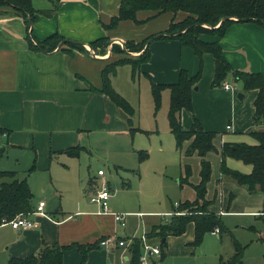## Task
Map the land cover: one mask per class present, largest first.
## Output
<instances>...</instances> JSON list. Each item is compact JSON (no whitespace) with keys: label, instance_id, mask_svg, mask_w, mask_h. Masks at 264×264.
Instances as JSON below:
<instances>
[{"label":"crops","instance_id":"0c3cea01","mask_svg":"<svg viewBox=\"0 0 264 264\" xmlns=\"http://www.w3.org/2000/svg\"><path fill=\"white\" fill-rule=\"evenodd\" d=\"M120 2L121 0H59L53 13L48 15L45 12L54 8L55 0H33L37 10L34 20L12 7L0 9V150L3 151L0 169L16 171L17 177L26 179L30 187L29 179L21 177V174L46 170L54 175L55 172L73 173V167L77 166L80 169L76 174L78 188L74 184L71 187L68 184L62 185L58 180L54 182L52 175L54 183L51 182L53 186H50L49 193L53 202L49 203V209L46 202V215H31L36 222L35 226L15 229L8 223L0 225V264H8L12 257L24 258L39 254L47 244L55 242L65 245L95 244L87 252L84 264H122L123 258L129 257L131 244L129 247L119 246L114 239L107 246L100 243L102 239L112 237L117 238V241L125 239L128 242L136 233L131 231L128 214H125V226L115 219L114 213H121L117 210H122V207L114 204V198L111 200L113 189L106 179V172L103 175L98 173L102 169L101 165L91 155L98 151L108 152L121 161L127 160L131 164L128 166H134L130 163V156L136 155L139 160L138 152L146 150L149 154L147 159L139 160L143 163L151 156L147 148L151 152L154 148L138 135L149 134L160 137L161 151L165 150L164 140L170 149L172 141L169 133L173 135L168 120L171 90H163L161 107L156 111L152 83H176L183 68L194 75L200 69L201 59L191 46L183 45L179 39L159 37L164 34L172 19L180 20L183 13L156 14L151 10H141L137 14L138 21L121 20L116 27H107L112 18L118 15ZM55 33H59L64 39L82 43L85 50L74 48L69 53L62 49L69 47L65 43L47 52L31 45V42L37 44ZM153 35L155 37L146 44L150 48L151 58L136 73L139 74L140 106L145 101V105L138 108L139 114L144 113L146 117H140L137 126L133 121L130 122L129 114L122 107L100 90L103 69L113 60L124 56L112 53L113 44L125 48L128 40L141 42ZM101 37L110 39L105 54L90 45ZM202 38L206 41L218 40L233 69L264 74L263 25L252 20L237 21L228 27L222 37L215 36L212 40L209 37ZM141 53L142 51L130 52L134 56ZM202 60V77L198 89L193 90V110L183 109L181 112L184 127L190 128L194 119L198 118L205 130L216 132L213 142L218 149L224 142L257 144L258 140L252 132L259 129L254 115L258 90H244L242 81H239V92L213 86L215 57L212 53H205ZM118 73L119 70L112 76L115 89L113 77L117 78ZM136 75L132 76L135 78ZM240 93L242 95L239 97ZM228 124L232 125V129H227ZM131 127H138L143 131L132 132ZM173 137L175 139L174 135ZM190 143L191 140L185 141L180 150L175 139L176 150L181 157L182 174L179 184L182 187L190 186L195 191L193 195H187L190 198L180 199V205L197 199L195 185L201 181L202 159L210 161L211 177L214 168L222 176L221 155L216 151H210L205 156H200L197 151L193 155H187L186 149ZM75 147H80L77 155L64 152ZM212 154H215L214 158L210 157ZM61 155L67 157L59 161L65 171L54 166ZM226 163L230 168L244 173H251L253 170L252 164L241 159L228 157ZM87 164L89 167L99 168L97 174L89 180L88 174L82 171ZM188 165L192 168V174L189 182H186L183 179ZM67 173L65 174L68 175ZM211 181L212 179L207 183L205 195V199L210 202V211L219 214L221 218L230 212L263 217L264 193L250 194L246 187L229 180L223 181L222 178H217L216 184H211ZM104 182L111 192L109 207L110 200L112 207L109 212H104L101 204L92 200ZM124 185L127 186V182ZM41 200L44 199L35 200L34 194L35 209ZM241 200L245 204L240 211L229 210L232 204L235 208ZM225 203L228 204L227 211L224 210ZM171 204L172 211H165L168 218L158 214H136L144 217L145 234L153 227L172 220L176 215L173 212L178 211L180 205L177 206L172 201ZM122 227L127 230L125 236L118 235ZM189 228L192 233L187 240L192 245L195 238L193 222L188 225L187 230ZM185 233L165 238L168 243L164 250L165 257L176 247V239ZM220 234L219 231L217 236H221ZM150 243L160 245L158 239L151 240ZM152 257L157 264L156 256ZM82 259L78 247L64 251L63 264H82Z\"/></svg>","mask_w":264,"mask_h":264},{"label":"trees","instance_id":"16d2710c","mask_svg":"<svg viewBox=\"0 0 264 264\" xmlns=\"http://www.w3.org/2000/svg\"><path fill=\"white\" fill-rule=\"evenodd\" d=\"M58 1L55 0L54 8L45 13L51 15ZM5 7H12L25 16L28 15L31 19H35L37 10L33 5V0H0V9ZM141 10H151L156 14L172 12L176 15L177 13H183L184 16L180 20L173 18L164 34L159 35V37L179 39L183 45L191 46L201 59L200 69L194 75L183 68L176 83H152L156 111L161 107L163 90L166 88L171 90L168 120L170 129L176 139L177 148L181 150L184 142L191 140L186 149L187 155H193L196 151L200 156H205L210 151L218 152L221 155L222 179L233 180L238 185L246 187L250 194L264 193V74L233 69L223 53L220 42L218 40L206 41L201 37L204 33L222 37L228 27L237 21L252 20L264 26V0H121L118 15L112 18L107 27H116L121 20L138 21L137 14ZM153 37L155 35L141 42L128 40L125 42V48H122L119 44H113L112 53L124 54V56L113 60L103 69V84L100 90L109 95L118 106L129 114L130 122H132L135 114V108L125 96L114 88L112 76L117 74L118 67L126 64L132 66L133 75L135 76L141 65L151 58L150 48L149 46L146 47V44ZM63 39V36L55 33L37 44L31 42V45L34 48L48 52L56 49ZM109 41L108 37H101L92 41L90 45L95 50L99 49L102 54H105ZM66 44L69 47H63L62 49L69 53H72L74 48L85 50V46L80 42H67ZM139 51H142V53L138 56L130 54V52ZM205 53H212L215 57L213 86H221L228 73L233 72L236 81L243 82L244 90H258L254 102V115L259 129L252 132V135L258 140L257 144L224 142L218 149L213 142L217 135L216 132L205 130L198 118L194 119L190 128L184 127L181 121V112L183 109L193 110V90L198 86L202 77V57ZM94 89L97 88L94 87ZM1 131L2 128L0 127ZM131 131L143 130L138 127H131ZM79 149L80 147H75L64 152L77 155ZM2 153L3 151L0 150V158ZM138 154L140 161L146 160L149 155L146 150H140ZM228 157L241 159L245 163L252 164V172L244 173L230 168L226 163ZM201 165V181L195 185L197 199L184 202L178 210L190 209V212L176 214L169 223L155 226L146 233L150 241L159 240L163 250L162 259L165 258L164 250L168 246L165 238L169 235H182L187 231L191 222L195 225V238L192 242L195 247L202 243L208 232H212L216 228H219L221 233L229 232L234 238L231 230L224 225L221 216L208 209L210 202L205 199V195L207 193V183L211 179L212 166L210 161L206 159H202ZM191 174L192 168L188 165L183 180L189 182L188 179ZM33 197L34 193L26 179H19L16 171L0 169V225L13 219L18 214L31 213L35 209ZM233 241L235 249L233 255L227 259L221 257L217 264H243L245 246L235 238ZM95 246V244L72 243L65 245L55 242L50 245L47 244L39 254H31L24 258L12 257L8 264H63L64 251L71 247H78L82 253V264H84L87 252ZM129 251V264H140V258L144 252L140 237H135Z\"/></svg>","mask_w":264,"mask_h":264},{"label":"rangeland","instance_id":"374dc122","mask_svg":"<svg viewBox=\"0 0 264 264\" xmlns=\"http://www.w3.org/2000/svg\"><path fill=\"white\" fill-rule=\"evenodd\" d=\"M208 27L211 28L210 26ZM215 36L217 35L210 33H204L201 35V37L204 38L209 37V40H212ZM118 70L119 73L117 78L113 77L114 85L116 86V89L122 93L123 96L125 95L129 102L134 106L135 114L132 121L134 125H137L140 117L146 119L144 113L139 114L138 109L145 105V101H143L141 106L138 101V94L140 91L138 79L139 74H137L135 78L132 76L133 70L130 64L118 67ZM224 83H230L231 85L236 86V91L241 90V84L234 79L232 72L228 73L222 85H224ZM222 85L221 88H224ZM137 126H139V124ZM169 135L172 141L170 149L167 147V142L162 137L165 147L164 152L160 149V137H155V135L151 134L138 135L142 136L149 145H153L154 151L151 152V149L147 148L150 151L151 156L143 163L138 160L136 155L134 157L130 156V159L132 160L130 163L134 166H128L131 164H129L127 160L123 159L121 161L116 155L108 152L98 151L93 152L91 155L95 158L96 162L100 163L101 168L106 172V179L110 182L113 189L111 200L114 198V204L122 207V210H117V212L129 215L128 221L132 227L131 231L136 233L135 237L141 238L146 231L143 220L144 217L137 216L136 214L142 212L146 215L158 214L164 215L163 218H168L169 216H167L168 214H166L165 211L171 210V201L172 203H178L180 199L188 198V194L193 195L195 193L194 189L190 186L182 187L179 184L178 180L182 174L180 165L181 157L176 150L173 135L170 133ZM214 155L215 154H212L210 157L214 158ZM65 158L67 157L61 155L58 160L54 162V166L58 167L61 171H65L62 164L59 163V161L64 160ZM119 164H122L125 167H121ZM88 165L89 164L84 166L85 169L82 171L83 173L88 174L89 180L90 177L97 174L99 168H97L98 166L89 167ZM125 168L129 170H126ZM79 170L80 169L77 166L73 167V173L55 172L54 175L46 170H40L29 174H21V177L26 176L29 179L32 190L35 194V200L43 198L48 202L47 209H49V203L53 202V197L49 193L50 186H53L51 183L53 182L52 175L54 177V182L60 181L63 183L62 185L68 184L71 187L74 184L75 188H78L76 174ZM217 178L221 179L223 177L219 174V171H216L214 168V174L211 177V184H216ZM222 180L234 182L233 180L226 178ZM124 182H127V186L124 185ZM86 185L88 186V183H86ZM111 200L110 207H112ZM243 201L241 200L240 204H237L235 208L232 204L229 210L233 211L234 209V211H240L239 209L245 204ZM227 205L228 204L225 203V211H227ZM115 209L117 208L115 207ZM180 211L189 213L190 209H182ZM222 218L225 226L232 231L234 238L245 246L243 264H264V215L263 217H260L259 215L230 212L224 214ZM163 224L161 223L159 226ZM126 231L127 230L122 227L119 229L118 235L125 236ZM191 233L192 231L189 228L183 236L176 239V247L172 253L170 252L165 257V259L162 260V258L154 255L156 256L155 260L157 261V264H217L220 256L227 259L232 256L235 251L234 238L229 232H222L220 234L221 236H217V234L213 232H208L202 243L197 247L188 244L190 243V240L187 239L191 236Z\"/></svg>","mask_w":264,"mask_h":264},{"label":"built area","instance_id":"2783aa9c","mask_svg":"<svg viewBox=\"0 0 264 264\" xmlns=\"http://www.w3.org/2000/svg\"><path fill=\"white\" fill-rule=\"evenodd\" d=\"M224 88L227 90H234L236 91L237 88L236 86H233L229 83H225L224 84ZM227 129H232V125L228 124ZM98 173L100 175L104 174V170L100 169L98 171ZM111 196V192L110 189L108 187V185L104 182L101 186L100 189L97 190L96 194L94 195V197L92 198L93 201H97L101 204L103 211L104 212H109L110 211V207H109V198ZM177 206H179V203H176ZM45 207H46V201L45 200H41L38 202V205L36 206V209H34L31 213L28 214H18L17 216H15L13 219L9 220L8 224H10L13 228L15 229H28V228H32L33 226L36 225V222L31 218L32 214H41V215H46V211H45ZM174 214H183L184 212L181 211H175L173 212ZM115 219L122 225L125 226L126 225V215L122 214V213H114ZM220 231L219 228H216L214 231H212L213 233L217 234ZM111 239L116 240V244L119 246H127L129 247L130 244L133 243L134 238H130V241L127 242V240L125 239H118L115 237L112 238H105L101 240V244L103 246H107L109 245L112 241ZM141 240L143 243V248H144V252L141 255L140 258V264H156L155 261L152 260V256L156 255L158 257L161 258L163 250L161 248L160 245H154L152 243H150V240L148 239L147 235L144 234L143 236H141ZM114 243V242H113ZM129 257L123 258L122 264H129V260H130V253L128 255ZM151 257V258H150Z\"/></svg>","mask_w":264,"mask_h":264},{"label":"water","instance_id":"95a60500","mask_svg":"<svg viewBox=\"0 0 264 264\" xmlns=\"http://www.w3.org/2000/svg\"><path fill=\"white\" fill-rule=\"evenodd\" d=\"M223 22V20L221 21V23ZM220 25V24H219ZM180 34V33H179ZM67 42H77V41H72V40H67V39H64L62 40L60 43H59V46L58 47H61L62 45H64L65 43ZM198 89V86L195 87V90ZM242 94L240 93L238 96L240 97Z\"/></svg>","mask_w":264,"mask_h":264}]
</instances>
